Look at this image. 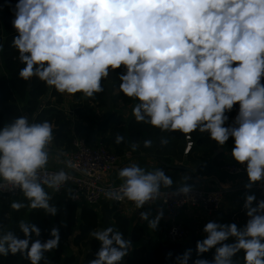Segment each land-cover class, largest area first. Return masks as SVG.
<instances>
[{
  "label": "clouds",
  "instance_id": "clouds-1",
  "mask_svg": "<svg viewBox=\"0 0 264 264\" xmlns=\"http://www.w3.org/2000/svg\"><path fill=\"white\" fill-rule=\"evenodd\" d=\"M13 11L12 45L24 65L18 73L22 80L37 78L59 94L89 99L104 91L110 72L123 68L118 89L136 101L137 123L179 132L189 141L194 132L207 133L222 147L233 139L231 157L247 175L243 208L248 219L243 226L207 222L195 248L198 257L214 250L213 259L193 264H234L240 252L244 264H264V199L249 194L264 184V0H17ZM236 105L238 114L226 126ZM54 140L47 120L30 122L21 115L0 128V188L19 189L24 197L11 203L13 210L57 214L46 189L59 192L72 177L63 168L48 170ZM124 141L116 135V144ZM168 143L161 138V146ZM152 145L151 139L143 141L146 149ZM139 147L130 144L132 151ZM118 177V188L107 189L105 197L138 209L159 197L161 185L173 184L163 169L138 163L118 169ZM178 191L188 194L191 187ZM140 215L147 220L149 213ZM162 215L149 227L155 229ZM18 228L22 239L0 224V256L20 254L30 264H41L59 246L57 227L44 242L36 224L21 219ZM89 236L100 247L88 264H121L132 248L112 226L93 229ZM191 253L187 249L177 256L178 264H188Z\"/></svg>",
  "mask_w": 264,
  "mask_h": 264
},
{
  "label": "trees",
  "instance_id": "trees-1",
  "mask_svg": "<svg viewBox=\"0 0 264 264\" xmlns=\"http://www.w3.org/2000/svg\"><path fill=\"white\" fill-rule=\"evenodd\" d=\"M17 0H0V45L3 50L0 51V128L5 124L11 123L18 116H25L26 114L36 118L35 122H42L44 120L51 123L56 122L57 125L67 131V136L74 135L69 130V122L62 111L51 108V103L46 109L40 110L41 102L49 94L50 88L37 78H32L30 81L22 80L18 73L24 67L19 62L18 52L12 45L13 37L16 35L15 29L12 25L14 18V6ZM123 72V68L115 70V79L112 82L113 88H118L120 80L119 75ZM104 91L98 93L94 98H91L93 103L98 104V107L104 108L107 104L106 88L107 80L103 82ZM82 94H75V100L80 99ZM62 94H59L52 89L51 99L56 100V103L61 102ZM115 99H113L114 101ZM134 101L125 97L122 93L119 96V103L131 105ZM25 104L23 109L21 106ZM238 110V105L234 106V110L229 113V119L235 117ZM86 126L80 129L79 137L86 139L91 147H95L97 137L95 129L97 127L96 116L86 117ZM123 117L118 114H113L110 120L106 123L103 132L111 129L114 133L109 138H104L102 142L107 149L117 156L123 155L129 150L126 141L121 144L115 143L117 134L122 135L123 128L119 126L123 124ZM130 138L133 143H138L143 149V141L151 139L153 141L154 150L163 152L166 146H161V138H166L168 141H179L186 139L185 136L179 132H161L159 129L153 128L149 125L137 123L135 119L131 121L128 127ZM192 140L199 145L205 141L212 142L207 133L194 132L191 134ZM76 137V136H74ZM75 138L73 139L74 142ZM56 144H62L64 140L60 136L55 138ZM97 146V145H96ZM151 152V149H147ZM158 155L160 153H157ZM13 201L24 202L23 194L18 198L12 200L5 196H0V224H3L6 230L16 232L19 238H24L23 233L19 232L18 222L21 219L27 220L30 223L36 224L41 229V242L46 241L50 237V230L53 227L59 229L60 241L57 249L50 253H46V261H41V264H88V261L95 258V253L99 250L100 243L89 236V232L93 229H103L105 227H115L120 230L126 238H131L132 250L129 255L121 261V264H178L177 256H182L187 249H192L188 264H193V261L201 258L212 261L214 250L202 254L198 257L196 252V242L201 239H194L189 244L184 241L180 243H170L169 241L152 242L150 245H143L144 232L141 228L130 229L129 222L121 216H116L115 224H102L99 220L97 212L89 206H79L78 204L69 202L65 209H61L55 216L46 215L43 210H30L23 208L19 211L13 210L10 205ZM81 210V213L79 211ZM242 220V219H241ZM79 222L81 224H79ZM75 231H78L74 236L73 247L68 244L69 239L73 236ZM33 240L37 239L33 234ZM136 246V247H134ZM72 248L76 249L73 250ZM164 248L169 249V253H164ZM243 252H240L233 258L234 264H244ZM0 264H30V262L20 254L6 257L0 256Z\"/></svg>",
  "mask_w": 264,
  "mask_h": 264
},
{
  "label": "crops",
  "instance_id": "crops-1",
  "mask_svg": "<svg viewBox=\"0 0 264 264\" xmlns=\"http://www.w3.org/2000/svg\"><path fill=\"white\" fill-rule=\"evenodd\" d=\"M105 88L108 101L104 108L98 107V104L93 103L91 98L86 99L83 96L75 100V95L69 96L64 94L59 104L56 103V100L51 99V95L50 98H44L42 100L39 112L46 109L49 103H51V108L54 107L56 110L64 113L66 120L70 124L68 128L74 134L71 137L70 135L67 136L65 128L61 130V127L56 122L52 123L55 138L60 136V139L64 140V142L62 144H56L54 140L52 147L53 155L50 157L48 170H60L61 168L67 170L65 163L67 161V155L73 150V139L79 137L81 127L87 125L86 117L96 116L97 127L95 133L97 137L96 145H98L104 142V138H109L114 135L111 129H108L106 132H103V129L111 116L118 114L124 119L123 124L119 127L123 128L122 135L125 137L129 148L127 152L119 156L121 161L118 169L130 163H138L148 170L161 168L165 171L166 175H169L173 179L171 187L165 188L161 185V190H179L182 186L188 185L191 188H199L202 190L221 189L225 192L223 207L219 214L212 216L191 209H187L181 214L179 223L186 228L188 233L184 241L185 244L191 243L194 239H203L206 235L203 233V227L209 221H217L220 223L234 222L238 226H243L246 223L248 217L246 216V210L243 208V198L246 192L244 185L247 183V177L233 176L224 170L225 167L236 163L230 153L234 144L232 138H229L223 147L214 145L208 141L199 145L193 140L183 139L179 141L170 140L163 152L152 149L153 146L147 148L151 149V152H149L147 149H143L140 144V147L136 151H132L130 144L133 142L131 141L128 127L134 119L132 116V107L136 101L131 105L119 103V89L113 88L112 82H108ZM113 99L115 100L113 101ZM21 107L24 109L26 105L23 104ZM25 116L28 117L30 122L36 121L35 117L31 118L27 114ZM235 117L229 119L226 126L232 124ZM189 143H193L191 149L188 148ZM157 153L160 154L158 155ZM118 169L105 176L104 183L107 186H119L121 183L118 177ZM185 177L188 179H185ZM46 190L50 192L52 196L51 203L57 207L58 212L61 209H65L67 203L70 202L73 186H69L61 196H55L49 189ZM253 193L255 194L252 188L249 194ZM93 209L97 212L102 224L107 223L113 225L116 222V216H121L129 222L131 230L137 227L141 228L145 234L143 242L148 240L147 245L156 241L166 243L168 241L167 230L169 227V218L165 210L159 205L149 210H138L131 206H120L104 202ZM160 211L163 212V215L159 219L157 227L155 229L150 228L149 222L155 219ZM141 212L149 213L147 220L141 218ZM79 224L81 223L79 222ZM77 232L75 231L76 234ZM129 239L131 240V238Z\"/></svg>",
  "mask_w": 264,
  "mask_h": 264
},
{
  "label": "built area",
  "instance_id": "built-area-1",
  "mask_svg": "<svg viewBox=\"0 0 264 264\" xmlns=\"http://www.w3.org/2000/svg\"><path fill=\"white\" fill-rule=\"evenodd\" d=\"M67 161H71L74 166L72 168L67 167L66 170L72 179L66 182L59 192H52L49 189L53 195L61 196L69 186H73L70 202L79 206L87 205L94 208L104 202H109L136 208L133 203L127 200L121 201L105 197L107 189L111 188L115 191L118 186H107L104 183V178L107 174L113 173L119 168L121 160L119 156L107 149L103 143L91 147L86 139L77 137L73 142V150L67 155ZM224 170L233 176L247 177L246 172L237 163L225 167ZM253 190L258 200L264 199V184L255 185ZM20 195L22 193L19 189L0 188V196L14 200ZM224 198L225 192L221 189L202 190L191 188L188 194L181 193L178 190H160V195L155 201L146 203L142 208L136 209L149 210L157 205L161 206L169 218L168 241L170 243H180L186 240L188 236L186 228L179 223L181 214L187 209L212 216L219 214L223 207Z\"/></svg>",
  "mask_w": 264,
  "mask_h": 264
},
{
  "label": "water",
  "instance_id": "water-1",
  "mask_svg": "<svg viewBox=\"0 0 264 264\" xmlns=\"http://www.w3.org/2000/svg\"><path fill=\"white\" fill-rule=\"evenodd\" d=\"M115 79V71H112L110 72V75H109V78H108V82H113ZM51 91H52V88H50L49 90V94L47 95L46 99L50 98V95H51ZM79 213H81V210L79 211ZM100 230H103V229H100ZM144 245H147L148 244V240H145L143 242ZM164 253L165 254H168L169 253V249L168 248H164Z\"/></svg>",
  "mask_w": 264,
  "mask_h": 264
},
{
  "label": "rangeland",
  "instance_id": "rangeland-1",
  "mask_svg": "<svg viewBox=\"0 0 264 264\" xmlns=\"http://www.w3.org/2000/svg\"><path fill=\"white\" fill-rule=\"evenodd\" d=\"M74 236H76V233L75 234H73V236L69 239V241H68V244L71 246V247H73L74 245H73V241H74ZM73 250H76V249H74V248H72Z\"/></svg>",
  "mask_w": 264,
  "mask_h": 264
}]
</instances>
